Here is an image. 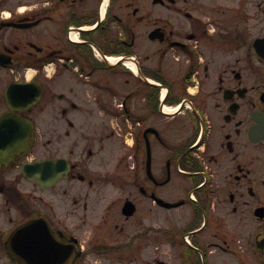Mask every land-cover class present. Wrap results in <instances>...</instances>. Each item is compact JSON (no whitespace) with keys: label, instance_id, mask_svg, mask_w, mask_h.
<instances>
[{"label":"flooded vegetation","instance_id":"1","mask_svg":"<svg viewBox=\"0 0 264 264\" xmlns=\"http://www.w3.org/2000/svg\"><path fill=\"white\" fill-rule=\"evenodd\" d=\"M0 264H264V0H0Z\"/></svg>","mask_w":264,"mask_h":264},{"label":"rangeland","instance_id":"2","mask_svg":"<svg viewBox=\"0 0 264 264\" xmlns=\"http://www.w3.org/2000/svg\"><path fill=\"white\" fill-rule=\"evenodd\" d=\"M161 257L163 258V259H166V261L169 259V257H170V251H168V249L167 248H164V249H162L161 250Z\"/></svg>","mask_w":264,"mask_h":264}]
</instances>
